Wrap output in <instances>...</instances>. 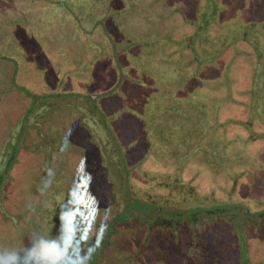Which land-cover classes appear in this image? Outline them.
I'll list each match as a JSON object with an SVG mask.
<instances>
[{
    "label": "rangeland",
    "instance_id": "obj_1",
    "mask_svg": "<svg viewBox=\"0 0 264 264\" xmlns=\"http://www.w3.org/2000/svg\"><path fill=\"white\" fill-rule=\"evenodd\" d=\"M258 1L264 5V0ZM252 3L247 18L264 21V8L256 0H0V157L7 148H13L18 164L7 179L14 200L8 199L10 211L0 216V233L7 236L3 238L9 252L22 249V244L34 237L56 236L62 212L66 218L71 212L79 218L83 204L95 211L97 205L108 206L115 201L113 194L122 188L115 175L124 164L127 166L125 161L123 167L116 162L119 136L123 146L130 149L131 162L149 157V167L146 163L141 169L143 188L152 178L148 174L170 171L162 166L163 160H158L161 155H173L182 163L192 158L199 146L202 151L199 149L190 162L191 174L220 177L235 173L226 162L229 160L223 148L215 151L213 147V129L203 118L211 106L183 102L192 99L193 90H197L199 76L192 73L198 69L200 58H215L211 54L218 41L229 42L227 32L237 20V16L230 19L231 13L245 12ZM205 13L215 14L218 27H201V14ZM235 26L241 28L240 24ZM129 64L137 67L140 80L126 77ZM119 77L135 80L136 87L125 91V86L115 87ZM97 87L113 97L103 104L91 101L93 115L86 112L88 103L83 95L95 100ZM83 120L86 128L79 126ZM155 138L161 141L163 152H168L159 156L153 149L155 155L151 156ZM232 153L246 162L245 149ZM218 158L223 162H217ZM239 166L235 169L242 171ZM84 167L91 175L104 171L98 186L103 197L101 191L98 194L90 187L99 199L84 200V192L89 194ZM126 170L132 173L131 168ZM180 171H175L177 179L182 177ZM260 195L257 201L264 202ZM196 203L183 205L190 211L197 209L196 228L190 232L199 235L204 231L200 234L209 241L201 248H207V243L231 244L228 237L233 231L225 225H205L209 219L202 208L205 205ZM56 216L59 219L55 220ZM226 217L223 214L218 219ZM117 229L121 233L103 251L102 264L163 263L161 253L166 251L168 235L163 239L156 232L150 239L148 233L144 241L145 250L150 252L146 254L138 248L144 232ZM239 235V250L229 246L223 263L264 264V229L242 230ZM183 242L173 257L174 264H180L193 248L186 237ZM220 252L226 254L224 248ZM204 262L196 256L191 263Z\"/></svg>",
    "mask_w": 264,
    "mask_h": 264
},
{
    "label": "trees",
    "instance_id": "obj_2",
    "mask_svg": "<svg viewBox=\"0 0 264 264\" xmlns=\"http://www.w3.org/2000/svg\"><path fill=\"white\" fill-rule=\"evenodd\" d=\"M256 2L259 7L264 8L261 1L257 0ZM253 5L252 3L247 6L245 12L231 13L230 19L237 16V20L231 23L230 30L227 32L228 34L230 32L229 42L218 41L217 49L211 54L215 58H200L198 69L192 73L195 74L194 77L196 75L199 76L197 90H193L192 99H186L183 102H186V104L194 105L199 103L204 106H211V109L207 111L206 116L203 118L209 124V129H213V147L215 151L223 148L224 154L227 155L230 161L226 162L231 164L229 167L231 166L230 168H233L235 173L230 175L226 172L220 177L191 174L192 172L188 171L190 162L198 154L201 146L195 150L196 153L192 158L179 163L173 158V155V157L168 155L165 158L164 155L160 156V154L168 152L169 149L163 152L161 141H157V138H155L154 141L152 140L150 153L151 150L155 149L160 156L158 160H163L162 166H168L170 171L166 173L158 171L154 175L148 174L152 178L145 181L147 186L143 188L142 176L144 173L141 169L146 163L147 168L149 167V157H146L141 162H131L129 160L130 149L123 146L121 136H119L120 151L119 154L117 153L116 162L117 165L122 166V161H125L127 166L125 167L124 164V167L122 166L123 168L119 169V172L115 175L116 179H114L119 183L121 182L122 185L116 195L113 194L115 201L108 206L97 205L95 211L90 207L91 205L83 204V211H81L79 218L75 217L73 212H71L70 218H66L68 221L66 224L71 230L82 232L85 236H87L91 228H93V232L100 228L105 229L103 242L93 255L90 264H102L101 256L103 251L108 250L112 243L111 240L121 233L117 228L133 232L135 230L144 232L142 245L138 248L143 249V253L146 254L150 252L145 250L147 244L144 241L148 237V233L151 232L150 239L156 232L163 239L168 235L166 240L168 237L167 242L169 244L165 242L166 251L161 253L164 257V261L161 264H174L175 260L173 257L174 255L176 256L179 249L183 246L184 237L189 240L190 245L193 244V248L183 256L184 259L180 260V264H192L191 262L196 256L201 257L205 261L203 264H224V257L229 253V246H232L236 251L239 250V242H237L239 240L237 238L240 236L239 232L242 230L258 232L260 229H264V225L259 223L260 221L264 223V202L257 201L261 193L263 195L262 199H264V189H259V186L264 185V52L262 53L264 48V21H255L247 18L246 15H249V10L252 9ZM240 15L241 20H239ZM214 19H216L215 14H201L200 23L203 25L201 27H208L209 24H215L218 27L219 21L216 23ZM235 24H240L241 28L239 30L235 29ZM234 31L237 32L236 35L233 34ZM217 37L218 40L221 39L219 35ZM125 73L127 74L126 77L130 79L138 77V80H140L141 78L137 67L134 65L129 64ZM132 81L135 80L129 81V79L119 77L117 82H115L116 84H114L115 87L119 85L120 87L125 86L123 89L125 91L128 88L134 89L136 87V84ZM189 84L188 82L187 86ZM97 89L99 88L97 87ZM104 95L103 90L98 91L95 100L89 95H83V101L88 103L86 112L89 114L93 113V115L95 113L89 105L91 101L103 104L107 98L113 97L110 93L109 96L108 94L105 95L108 97ZM122 101L123 99L121 103ZM30 118L32 119L33 115ZM218 123L222 124L218 125ZM79 126L80 128H86L84 120L79 123ZM151 136H154V134ZM200 142L198 141L197 143ZM237 149H245L248 153L246 155L242 154L243 156L245 155L246 162H240L239 155L232 153V150ZM201 151L199 154H201ZM13 152H15L13 148H7L5 154L0 157L2 159L0 162V216L2 217L5 216L4 214L7 213V210L10 211L7 205L8 199L11 200L12 198L14 200L11 193L13 192L11 191L12 185H8L10 180H7L10 174L12 177L18 165L15 162L17 157L13 155ZM154 155V153H151V156ZM216 160L217 162H223L224 159L218 158ZM237 166L242 171L235 169ZM127 167L132 169V173L126 170ZM133 168H135L134 172ZM179 168L182 177L180 176V179H177L175 171ZM96 173L100 174H98L99 176L95 173L92 174L93 178L90 184L88 180L89 186L87 190L92 187L99 194L101 190H99L98 186L104 171L103 174L99 171ZM173 177L176 179L172 184ZM13 182L16 183L15 180ZM89 193L91 195L87 194L86 196L84 192L85 201L86 198L87 200L96 197L99 199L100 195L102 197L104 195L102 191L99 196L93 195L91 190H89ZM105 195L107 196V194ZM189 202L190 204L198 202L194 204L195 206L205 205L202 208L203 211L207 212V217H209L205 221V225H225L226 228L233 231L230 235L231 237L227 238L228 241H231V244L228 242L227 244L207 243L209 245L207 248L205 246L201 248L209 240L203 238L200 234L204 231L199 232V235L190 232L192 227L193 229L196 228L195 224L197 223H195L194 216L197 214V209L190 211L183 205V203L188 205ZM15 204L16 202L14 201L12 203L13 208ZM74 212L77 213V210ZM223 214L227 215L226 219H218ZM53 215L50 217H53ZM56 219L59 218L56 216ZM55 229L56 233L59 227ZM11 230L13 231V229ZM185 232L187 235L185 234L182 238L181 234ZM12 235H8L11 241ZM3 237L7 236L0 233V250L8 251L5 246V238ZM172 240L174 241L173 243L171 242ZM32 242L30 240L22 244L23 248L17 250L21 257L25 255V249L31 247ZM245 244L246 249H250L247 242ZM162 246L161 242L159 247L161 248ZM148 247L150 246L148 245ZM223 248L226 250V254L222 255L220 250L222 251ZM171 249L174 250L171 251ZM157 252H162V249ZM143 261L141 259V263Z\"/></svg>",
    "mask_w": 264,
    "mask_h": 264
},
{
    "label": "clouds",
    "instance_id": "obj_3",
    "mask_svg": "<svg viewBox=\"0 0 264 264\" xmlns=\"http://www.w3.org/2000/svg\"><path fill=\"white\" fill-rule=\"evenodd\" d=\"M67 143L66 136L65 147ZM83 173L89 177L90 184L93 177L87 167L83 168ZM60 220L61 226L57 235L34 237L31 247L25 249L23 257L17 251L0 250V264H90L103 242L105 229L100 228L93 232L91 228L85 236L67 226L66 214L63 212Z\"/></svg>",
    "mask_w": 264,
    "mask_h": 264
},
{
    "label": "crops",
    "instance_id": "obj_4",
    "mask_svg": "<svg viewBox=\"0 0 264 264\" xmlns=\"http://www.w3.org/2000/svg\"><path fill=\"white\" fill-rule=\"evenodd\" d=\"M256 1H257V0H256ZM233 14H234V13H233ZM96 89H97V88H96ZM94 91L98 94V91H99V90H94ZM97 94H95V95H97Z\"/></svg>",
    "mask_w": 264,
    "mask_h": 264
}]
</instances>
